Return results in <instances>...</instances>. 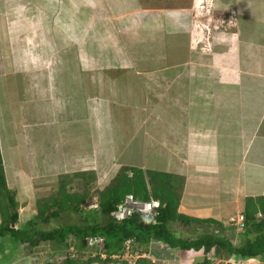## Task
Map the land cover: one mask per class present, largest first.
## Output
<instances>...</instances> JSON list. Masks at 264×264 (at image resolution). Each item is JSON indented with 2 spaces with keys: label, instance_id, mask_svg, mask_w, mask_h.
Wrapping results in <instances>:
<instances>
[{
  "label": "crops",
  "instance_id": "obj_1",
  "mask_svg": "<svg viewBox=\"0 0 264 264\" xmlns=\"http://www.w3.org/2000/svg\"><path fill=\"white\" fill-rule=\"evenodd\" d=\"M187 3L0 0V153L15 229L62 176L102 190L122 166L168 175L178 213L223 226L264 197V0H212L234 12L235 26L213 33L207 53L189 48ZM192 227L220 231L171 223L189 239ZM243 231L221 235L237 246ZM152 248L158 264H195L201 254ZM24 251L0 238V264H27Z\"/></svg>",
  "mask_w": 264,
  "mask_h": 264
},
{
  "label": "trees",
  "instance_id": "obj_2",
  "mask_svg": "<svg viewBox=\"0 0 264 264\" xmlns=\"http://www.w3.org/2000/svg\"><path fill=\"white\" fill-rule=\"evenodd\" d=\"M61 179L58 191L52 197L38 201L35 218L23 224L19 229H15L19 219L18 203L15 200L14 193L7 187L0 153V238L7 237L16 248L27 245L30 252L41 244H51L53 255L58 256L65 254V249L70 246V242L76 243L73 245L75 249L90 251L85 246L86 238L95 236L103 238L102 247H93V250H91V252L94 251L98 255L86 260L66 258L63 264L117 263L110 256L123 252V241L126 239H134L142 250H146L151 241V248L155 242H161L171 248H180L183 251L200 250L202 255L210 254L222 261L233 260L229 259L231 257H234L236 261L249 258H259L261 261L264 259V197L247 199L243 217V232L249 237L243 244L234 246L225 237L221 236L218 230L215 233L203 234L193 239H181L174 236L169 229L171 223L177 222L187 225L192 223L215 224L218 227H222V225L211 220L191 219L178 213L180 192L175 191L171 179L166 174L122 166L111 177L106 186L98 191L99 205L96 210L81 208L85 200L91 197L90 189L84 188V191L70 193L66 189L65 177L62 176ZM129 194L143 202L150 199L160 202L158 215L155 217L154 223L149 219L144 220L139 213H134L121 222L113 219L111 213ZM67 211L81 212L83 216L85 214V221H87L89 215L104 217V220L97 217L92 222L87 221L81 225H70L51 230L41 229L43 224L49 223L51 219H58L61 212ZM87 212H89V215H87ZM220 230L222 229L220 228ZM217 248L227 250L230 255L219 258L216 253ZM101 253L106 255L105 259L99 257ZM152 253L154 254V251ZM81 256L85 257V254ZM198 259L199 262L195 264L207 263L206 257Z\"/></svg>",
  "mask_w": 264,
  "mask_h": 264
},
{
  "label": "rangeland",
  "instance_id": "obj_3",
  "mask_svg": "<svg viewBox=\"0 0 264 264\" xmlns=\"http://www.w3.org/2000/svg\"><path fill=\"white\" fill-rule=\"evenodd\" d=\"M144 3H146L147 5H157V6H161V8H167L168 7H172L171 4H173L175 2V0H143ZM178 1V0H177ZM202 1L204 0H193V7H192V14L190 16V20H189V42H190V31L194 28L196 31H200L201 35L203 36V41H205L204 39L209 37L211 38V35L214 32H218L223 30V32H225V30L227 29V24H226V16L230 13H227L226 11L223 12H219L216 10L215 8V3H210L211 0H205L203 3ZM209 1V3H208ZM163 6V7H162ZM186 6L188 8H190L192 6V0H189V3L186 4ZM194 15H196L194 18ZM224 21V22H223ZM196 26H198L196 28ZM209 30H208V28ZM214 27H217V29H215ZM193 34H195V32H193ZM201 35L199 33H197V38L201 39ZM196 41V40H195ZM204 42L200 43L199 46L197 47L196 50H200V47H203ZM96 51V50H95ZM201 52V51H199ZM209 51H204L201 53H207ZM95 53L98 54V52H94V56ZM76 54V53H75ZM78 55V53H77ZM104 55V54H103ZM105 56V55H104ZM76 58V57H75ZM76 61V59H75ZM7 95L10 97L9 92H6ZM109 103V102H108ZM121 112H125V109H122ZM82 177H85V175H83ZM95 179V178H94ZM62 179H59V181ZM64 180V179H63ZM65 181L67 182V186L66 189L67 191L71 192H81L84 191V188H86L83 183H84V179L80 178V177H74L73 179L68 180L67 178H65ZM103 183V182H102ZM90 196L89 197V203H93L96 204L97 199H98V186L96 184L93 185V181L90 180ZM102 189H103V184L101 185ZM37 195V193H36ZM45 195H48V191L45 192ZM96 200V201H95ZM88 203V204H89ZM81 208H87V205L82 206ZM92 210V209H90ZM25 215V217H28L30 215V213H23L22 217ZM87 215H89V212H87ZM84 216H86L84 214ZM83 216V213H73L70 211L67 212H61V216L58 219H51L49 221V223L47 224H43L41 229L43 230H51V229H55V228H64L67 226H73V225H81V224H85L87 221L92 222L94 219H97V217L100 216H95V215H89L87 217V221H85V217ZM239 217L243 218L242 215H238L236 217V219L232 220L228 225L220 227L222 230H225L227 232H231L234 228H237L238 230H244L243 226H244V221L237 223ZM101 220H104V217H100ZM244 220V219H243ZM169 228L170 230L173 232L174 236L177 238H181V236L183 238H185L187 236V232L185 231V233H181L180 230L179 231H175L177 230V226L174 225L172 228H174L175 230H173L171 228V224H169ZM193 230V232L195 233L194 237H199L201 235H203L204 233H202L203 231L198 228V227H192L191 228ZM222 230H220L219 234H222ZM193 233V234H194ZM222 236V235H221ZM24 248H26L27 251V246H23ZM165 247V246H163ZM13 247L11 246V250L15 253L16 249H12ZM24 251V252H26ZM18 252V251H17ZM29 252V250H28ZM26 252V253H28ZM14 253L10 252V255L14 257ZM31 255H24L22 253H18L19 256H22L25 258L26 263L27 264H56V262L61 261L63 262V258H59L56 260L55 256L53 255V247L51 246V244H42L41 248L33 249L32 252H30ZM41 254L42 256H39L38 254ZM50 253H53L52 255H49ZM64 255V254H63ZM62 256V255H61ZM231 257V256H230ZM18 258V257H17ZM50 259V260H49ZM229 259H233L236 260L234 257H231ZM15 261H16V256H15ZM30 262V263H29ZM158 264L155 263L154 261H150L147 260L146 264Z\"/></svg>",
  "mask_w": 264,
  "mask_h": 264
},
{
  "label": "built area",
  "instance_id": "obj_4",
  "mask_svg": "<svg viewBox=\"0 0 264 264\" xmlns=\"http://www.w3.org/2000/svg\"><path fill=\"white\" fill-rule=\"evenodd\" d=\"M212 0L210 1V3ZM209 3V1H208ZM196 15H194V18ZM234 17V12L231 11L227 16H226V24H227V29L233 28L235 26V22L233 20ZM224 22V21H223ZM198 26H196L197 28ZM208 28V27H207ZM215 29L218 30L217 27H214ZM209 30V28H208ZM226 31V30H225ZM195 32V34H193ZM197 33L201 35L200 31H196L194 28L190 31V42H189V48L192 51H195L197 47L199 46L200 43L204 42L203 47H200L199 51L204 52V51H209L211 47V41L210 38L207 37L203 41V36L201 35V39L197 38ZM214 33H223V30L214 32ZM196 40V41H195ZM97 204L90 203L87 205L88 209L91 208H96ZM159 207V202L154 201V200H149L147 202H142L138 199H135L132 195H126L125 198L121 203H119L116 207V210L111 213V216L113 219H115L117 222H121L127 218H129L132 214L134 213H139L141 214L142 218L144 220L147 219H154L158 215V210L157 208ZM243 221V218L239 217L238 222L240 223ZM152 242H149V247L146 250H142L141 247L135 242L134 239H126L123 241V252L121 254H113L111 259L119 262H126L128 264H134L137 260L139 259H148L150 261H157V257L152 253V248L150 247V244ZM74 242H70V246L66 249L65 255L62 256L63 260L66 258L68 259H76L78 258L82 252H79L75 249L73 246ZM103 245V238L100 236H95V237H90L86 238V247L90 250V256L94 257L98 254L96 252H91L93 250V247H102ZM88 254V253H87ZM197 256V255H196ZM199 257H206L207 263L206 264H264L261 261L254 259V258H249V259H242L240 261L236 260H218L215 257H213L210 254H206L205 256L202 254L198 255ZM99 257L101 259H105L106 255L104 253L99 254ZM58 257L57 259H59ZM61 262V261H59Z\"/></svg>",
  "mask_w": 264,
  "mask_h": 264
},
{
  "label": "clouds",
  "instance_id": "obj_5",
  "mask_svg": "<svg viewBox=\"0 0 264 264\" xmlns=\"http://www.w3.org/2000/svg\"><path fill=\"white\" fill-rule=\"evenodd\" d=\"M151 200H154V199H151ZM96 201V200H95ZM154 201H157V202H159L158 200H154ZM143 202V201H142ZM89 203V202H88ZM88 203H83L82 204V206H85V205H88ZM90 204V203H89ZM96 204H97V207L96 208H91L92 210H96V209H98V199H97V202H96ZM159 207H160V202H159ZM159 207L157 208V210L159 209ZM86 209V208H85ZM88 210H90V209H88ZM155 219V218H154ZM154 219H149V220H152L153 221V223H154ZM148 220V219H147ZM13 227V226H12ZM74 244H76V243H74ZM42 245V244H41ZM24 246H27V245H24ZM40 246V245H39ZM85 246H86V243H85ZM67 249V248H66ZM66 249H65V251H66ZM76 250L77 251H79V252H82V254L81 255H83V254H85V257H82L81 255L78 257V258H76V259H73V260H86L87 258H93V257H91L90 256V252L89 251H87V250H84V249H81V250H78L77 248H76ZM88 253V254H87ZM49 254V253H48ZM53 253H50L49 255H52ZM65 255V254H64ZM63 255V256H64ZM55 256V258H56V260H57V258L58 257H62V256H58V255H54ZM68 259V258H67ZM142 260H148V259H139V260H137L134 264H136L138 261H142ZM64 262V261H63ZM63 262H56V263H63ZM117 263H125V264H128V263H126V262H119V261H116ZM109 264V263H108Z\"/></svg>",
  "mask_w": 264,
  "mask_h": 264
},
{
  "label": "bare ground",
  "instance_id": "obj_6",
  "mask_svg": "<svg viewBox=\"0 0 264 264\" xmlns=\"http://www.w3.org/2000/svg\"><path fill=\"white\" fill-rule=\"evenodd\" d=\"M204 1H205V0H204ZM204 1H202V3H203Z\"/></svg>",
  "mask_w": 264,
  "mask_h": 264
}]
</instances>
